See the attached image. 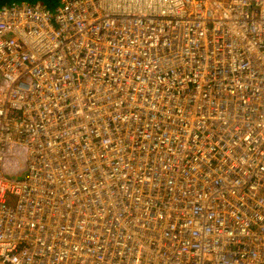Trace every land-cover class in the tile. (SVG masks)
Returning <instances> with one entry per match:
<instances>
[{"label": "built area", "instance_id": "obj_1", "mask_svg": "<svg viewBox=\"0 0 264 264\" xmlns=\"http://www.w3.org/2000/svg\"><path fill=\"white\" fill-rule=\"evenodd\" d=\"M58 1L0 7V264H264V0Z\"/></svg>", "mask_w": 264, "mask_h": 264}, {"label": "rangeland", "instance_id": "obj_2", "mask_svg": "<svg viewBox=\"0 0 264 264\" xmlns=\"http://www.w3.org/2000/svg\"><path fill=\"white\" fill-rule=\"evenodd\" d=\"M22 1H26V2H29V1H32V0H11L9 3H7V4H4V5H10L11 3L13 4V3H19V2H22ZM54 3H55V6L58 4V0H52ZM41 2V1H40ZM42 3V2H41ZM42 4H44V3H42ZM45 5V4H44ZM54 6V7H55ZM11 171H14V170H16V168L15 167H11V169H10ZM26 174V172H25V170L24 171H21V172H19V173H12V174H9V177H11V178H19V177H22V176H24Z\"/></svg>", "mask_w": 264, "mask_h": 264}, {"label": "trees", "instance_id": "obj_3", "mask_svg": "<svg viewBox=\"0 0 264 264\" xmlns=\"http://www.w3.org/2000/svg\"><path fill=\"white\" fill-rule=\"evenodd\" d=\"M10 1L11 0H0V7L3 6L4 4L9 3ZM34 1H41L46 6H48L50 9H52L55 6V3L52 0H32V1H29V2H34Z\"/></svg>", "mask_w": 264, "mask_h": 264}, {"label": "bare ground", "instance_id": "obj_4", "mask_svg": "<svg viewBox=\"0 0 264 264\" xmlns=\"http://www.w3.org/2000/svg\"><path fill=\"white\" fill-rule=\"evenodd\" d=\"M10 169H11V166H9V167L7 168V172H8V174H12V173H14V171H11Z\"/></svg>", "mask_w": 264, "mask_h": 264}]
</instances>
